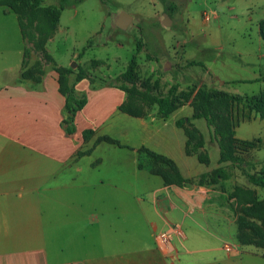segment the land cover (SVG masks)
I'll return each mask as SVG.
<instances>
[{
  "label": "crops",
  "instance_id": "obj_1",
  "mask_svg": "<svg viewBox=\"0 0 264 264\" xmlns=\"http://www.w3.org/2000/svg\"><path fill=\"white\" fill-rule=\"evenodd\" d=\"M12 53L11 38L0 36V264H261L255 260L264 254L246 244L224 249L237 233L224 182L167 184L141 150L172 160L183 178L220 166L214 135L204 119L191 118L189 103L165 118L156 108L133 116L120 110V82L96 85L93 73L78 80L73 70L68 85L86 103L68 132L55 70L38 83L22 79L23 52L16 62ZM188 118L215 167L185 153L187 136L176 121L188 126ZM238 126L235 136L250 140L237 136ZM86 130L93 134L84 139Z\"/></svg>",
  "mask_w": 264,
  "mask_h": 264
},
{
  "label": "rangeland",
  "instance_id": "obj_2",
  "mask_svg": "<svg viewBox=\"0 0 264 264\" xmlns=\"http://www.w3.org/2000/svg\"><path fill=\"white\" fill-rule=\"evenodd\" d=\"M56 4L57 0L41 3ZM166 6L173 11L164 26L161 21L164 13H168ZM120 12L133 17V26L122 30L115 25ZM42 16L41 13V27L45 26ZM259 22L264 30V0H69L42 52L32 42H23L17 17L0 6V36L11 38L13 62L22 56L24 46L29 49L21 71L38 63L42 73L35 75L40 77L46 70L47 73L54 70L56 64L74 71L80 68L85 75L93 73L96 85L113 78L115 82L133 85L136 90L148 85L153 94H164L170 85L178 83L187 91L201 87L237 95L240 99L232 102L231 109L234 123L239 125L237 136L261 139L258 147L243 155L246 170L255 176L264 175V123L251 120L261 118L246 103L264 92V80L260 79L264 76V39ZM132 56L137 67L128 80L122 72ZM243 116L248 117L242 119ZM216 159L212 157L205 168L215 167ZM225 165L231 177L229 181H221L224 185L220 189L227 194L225 201L232 200L228 204L236 213V222L240 218L244 221L243 238L263 243L264 221L250 216L249 206L244 202L248 196L238 195L241 197L238 199L230 198L229 194L235 187L250 190L264 206V187L250 183L239 166ZM213 207H208V212ZM86 209L90 211V205ZM235 229L236 226H231V233ZM228 241L232 246L238 242L234 235ZM245 246L264 254V247ZM248 259L254 261L252 257ZM255 261L264 264V260ZM228 262L222 260L221 264Z\"/></svg>",
  "mask_w": 264,
  "mask_h": 264
},
{
  "label": "trees",
  "instance_id": "obj_3",
  "mask_svg": "<svg viewBox=\"0 0 264 264\" xmlns=\"http://www.w3.org/2000/svg\"><path fill=\"white\" fill-rule=\"evenodd\" d=\"M43 1L44 0H0V6L5 7L17 17L23 42L26 44L27 41H30L36 49L45 52L44 44L46 39H48L49 35H52V33L56 30L61 11L67 6L69 0H57L56 5L48 6H42L41 3ZM166 11L168 12L167 14L171 15L173 9L166 6ZM41 13L44 15L42 17L45 20V26L43 27H41L42 23L39 22V16ZM259 31L261 37L264 39L262 22H259ZM139 48L140 43L137 44V50ZM28 54L29 49L27 46H24L22 66H24L27 62ZM136 67V58L135 56H132L125 71L122 72L123 77L131 80L135 74ZM54 70L58 75L59 91L65 99L66 130L68 132H72L74 130V116L76 112L79 111L86 103V97L84 95L80 97L73 95L72 90L68 85V76L73 71L70 67L55 65ZM77 70V79H82L85 76V72H83L80 68ZM41 73L42 70L37 63L32 67L22 70L20 77L22 79H30L38 83L40 81V77H38V75ZM35 74L38 75L36 76ZM116 86L126 93V99L120 105V110L130 115L144 116L147 109L155 106L157 115L165 118L168 117L169 114L178 106L189 103L193 110L191 118H202L205 120L207 126L212 128V133L219 148L218 164H220V166L194 178H183L175 163L167 157L152 152L146 148L141 149L146 152L152 160L151 172L161 175L167 184H176L178 186L216 185L218 182L225 181L231 177V173L222 165L223 163H229L230 165L239 166L242 173L246 175L250 183L255 186L264 187V175L255 176L249 173L245 166V164L247 165V161L243 157L245 152L258 147L261 139L258 137L255 139L243 140L235 136L236 125L233 120L234 117L231 109L232 102L240 99V97L237 95H231L221 90L201 87H198L194 91H192L193 88L188 91H177V85L175 84H172L164 94H153L148 85L145 86L143 90H136L133 85H126V83H121ZM246 104L249 109L256 111L260 118L264 121V92L262 95H258V97L252 96L251 102H247ZM247 117L248 116H243L242 119ZM189 120L190 119L188 118V126H185V119H179L176 121V125L183 127L187 136L185 153L188 155L196 154L197 159L200 162L208 163L209 156L207 152L201 150L204 145L203 136ZM92 134V130H86L83 132V138L86 139ZM101 139L118 143V141L109 137H102ZM238 195L248 196L245 197L244 202L249 206L247 209L250 216L264 221L263 203L255 198L253 192L240 187H235L233 192L229 194V197H235L238 199L241 198L237 197ZM236 223V238L238 243L254 244L256 247H264V242H259L257 244L248 237H245L248 239L243 238L245 225L241 218Z\"/></svg>",
  "mask_w": 264,
  "mask_h": 264
},
{
  "label": "water",
  "instance_id": "obj_4",
  "mask_svg": "<svg viewBox=\"0 0 264 264\" xmlns=\"http://www.w3.org/2000/svg\"><path fill=\"white\" fill-rule=\"evenodd\" d=\"M164 19L161 21V24L164 26L168 25L169 21V15L167 13H164ZM115 25L122 30L127 29L129 26H133V17L124 13L120 12L117 18L114 21Z\"/></svg>",
  "mask_w": 264,
  "mask_h": 264
},
{
  "label": "built area",
  "instance_id": "obj_5",
  "mask_svg": "<svg viewBox=\"0 0 264 264\" xmlns=\"http://www.w3.org/2000/svg\"><path fill=\"white\" fill-rule=\"evenodd\" d=\"M206 19H208V16H206ZM224 249L226 251H231L233 249V247H232V245L226 243V244H224Z\"/></svg>",
  "mask_w": 264,
  "mask_h": 264
}]
</instances>
